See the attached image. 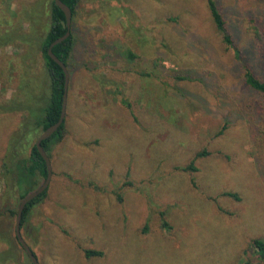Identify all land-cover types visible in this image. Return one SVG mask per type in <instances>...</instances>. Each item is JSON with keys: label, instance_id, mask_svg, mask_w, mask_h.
Returning <instances> with one entry per match:
<instances>
[{"label": "rangeland", "instance_id": "obj_1", "mask_svg": "<svg viewBox=\"0 0 264 264\" xmlns=\"http://www.w3.org/2000/svg\"><path fill=\"white\" fill-rule=\"evenodd\" d=\"M52 1L0 0V34L32 42L0 49L1 103L24 105L31 87L27 102L47 105ZM216 2L264 80V0ZM211 17L208 0H81L65 136L21 230L40 264H264L251 248L264 241V98ZM23 119L0 113V264L32 263L16 236L22 199L2 169ZM41 133L31 130L23 156Z\"/></svg>", "mask_w": 264, "mask_h": 264}, {"label": "trees", "instance_id": "obj_2", "mask_svg": "<svg viewBox=\"0 0 264 264\" xmlns=\"http://www.w3.org/2000/svg\"><path fill=\"white\" fill-rule=\"evenodd\" d=\"M63 3L68 5L72 10V20L76 15L77 8L81 2V0H61ZM41 3H37L30 8V10H24V14L30 18L34 17L40 9H37ZM208 7L211 12V18L216 26L217 31L222 35L223 41L226 44L227 48L233 49L235 52L236 59L243 66V70L245 71V83L250 90L255 92L260 97L264 98V80L260 79L254 70L251 67V64L244 58L241 50L234 46V39L232 35L229 33L226 21L223 18V15L219 9V6L216 0H208ZM35 20V19H33ZM11 31V30H10ZM18 30L11 31L16 35V38H6V32L4 34H0V49L4 48L8 45H11L15 39H20L22 42H27L31 44L29 41L28 35L19 34ZM17 32V33H16ZM67 33V22L66 16L63 11L56 5L55 0L52 1L51 8V23L49 32L43 42L42 46V54L45 61L46 68L48 70L50 76V96L46 106H32L31 102H27L31 100L34 96L33 89L29 87L26 91V100L22 102H10V103H1L0 102V113H14V112H22L24 113V121L22 122L20 128L11 134L9 139V144L5 153V156L2 161V169H3V177L5 178L7 184V188L11 187V183L15 186V189L19 191L20 198L23 200L27 195L31 192L39 188L47 178V166L45 160L40 155L36 144H34L31 148L29 155L23 156V147L25 146L24 142L28 139V136L31 134V130L45 131L49 127L56 124L62 112L63 106V97L65 93V73L63 69L53 61L49 54L48 49L50 45L56 41L58 38L64 36ZM8 35V34H7ZM75 46V37L71 31V36L61 44L56 45L53 48L54 54L66 65L69 67L70 60L73 55V50ZM37 105V104H36ZM260 112H264V108L260 109ZM225 129V128H224ZM224 129L221 134L223 133ZM66 132V124L65 121L63 125L60 127L58 132L54 134L50 139L45 140L42 143L43 148L49 155L51 150V145L58 143L63 140ZM206 152L198 153L192 163L186 168L187 171L195 172L198 169L195 166V161L204 155ZM47 195V191L40 195L35 200L31 201L24 211V216L22 220V226L27 222L29 213L31 209L42 202ZM224 196L233 197L235 199L238 196L231 192H225ZM11 213L14 215L15 212L12 210ZM251 248L255 250L261 257H264V241L260 239H254L251 241ZM102 252L97 251H87L86 256L92 257H101ZM32 264V263H31ZM241 264H244L243 262Z\"/></svg>", "mask_w": 264, "mask_h": 264}, {"label": "water", "instance_id": "obj_3", "mask_svg": "<svg viewBox=\"0 0 264 264\" xmlns=\"http://www.w3.org/2000/svg\"><path fill=\"white\" fill-rule=\"evenodd\" d=\"M55 3L65 14L66 22H67V33L64 36L58 38L56 41H54L48 49V54H49L50 58L53 61H55L63 69V71L65 73L66 82H65V93H64V97H63L62 112H61V117H60L59 121L56 124H54L53 126L49 127L45 131H43L36 141V147H37L40 155L45 160L48 174H47V178H46L45 182L39 188H37L36 190L31 192L29 195H27L21 201L19 208H18V211H17V218H16V225H15L17 239L20 242V244L22 245V247L24 248V250L26 251V253L28 254L32 264H40V262H39L38 258L36 257V255L34 254V252L32 251V249L30 248V246L27 244V242L25 241V239L22 236V232H21L22 220H23L24 211L26 209V206L31 201L35 200L40 195L45 193L51 184L52 177H53L52 161H51V158L49 157V155L47 154V152L45 151V149L43 148L42 143L45 140L50 139L54 134H56L65 121L66 112H67L69 82H70V74H69L68 68L54 54L53 48L56 45L61 44L62 42L66 41L71 36L72 10L68 5L63 3L61 0H55Z\"/></svg>", "mask_w": 264, "mask_h": 264}]
</instances>
